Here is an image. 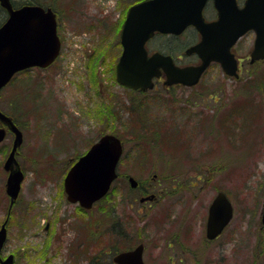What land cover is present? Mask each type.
I'll return each mask as SVG.
<instances>
[{"label": "rangeland", "instance_id": "rangeland-1", "mask_svg": "<svg viewBox=\"0 0 264 264\" xmlns=\"http://www.w3.org/2000/svg\"><path fill=\"white\" fill-rule=\"evenodd\" d=\"M13 1L20 7L32 0ZM37 1L57 15L62 52L52 67L18 74L0 93V110L23 132L17 160L25 177L9 214L4 164L15 135L0 122L8 131L0 143V227L9 215L2 260L88 264L98 255L99 263L114 264L117 253L143 243L145 264H264V62L244 60L238 80L213 64L193 90L126 91L115 82L120 32L128 7L141 0ZM6 18L0 7V26ZM197 40L187 31L148 47L189 65L197 60L184 51ZM254 40V33L240 40L238 57L249 56ZM105 134L124 142L120 179L94 210L82 212L67 201L64 178ZM170 173L182 183L167 182ZM129 177L140 184L138 197L151 201L133 198ZM219 192L234 218L208 244V209Z\"/></svg>", "mask_w": 264, "mask_h": 264}, {"label": "water", "instance_id": "water-1", "mask_svg": "<svg viewBox=\"0 0 264 264\" xmlns=\"http://www.w3.org/2000/svg\"><path fill=\"white\" fill-rule=\"evenodd\" d=\"M209 0H147L129 9L122 33V53L116 64V80L119 85L132 90L147 91L154 88L153 79L166 74L168 86L181 84L192 87L198 84L212 63H219L228 76L238 74V61L232 47L249 31L256 39L251 52V64L264 60V0H246L239 8L237 0H212L218 19L206 22L203 9ZM9 15L0 28V90L12 77L33 67L47 68L61 51L57 30V17L51 8L25 5L15 9L11 0H0ZM193 26L201 36L196 45L185 52L196 54L201 63L180 67L171 55L161 52L149 54L146 44L156 33L181 35ZM0 122L14 133L12 149L4 164L8 172L6 193L10 199L9 214L21 192L24 173L17 160L23 144V133L13 119L0 111ZM6 129L0 130V142L6 137ZM123 143L113 134L102 136L69 170L64 180L67 199L91 209L104 198L117 178V166L123 154ZM132 188L138 186L134 177L129 178ZM234 216V207L225 193L220 192L209 209L207 237L217 238ZM7 216L0 228V253L7 239ZM264 226V207L262 211ZM144 245L114 257L116 264H145ZM0 264H14V256Z\"/></svg>", "mask_w": 264, "mask_h": 264}, {"label": "flooded vegetation", "instance_id": "flooded-vegetation-1", "mask_svg": "<svg viewBox=\"0 0 264 264\" xmlns=\"http://www.w3.org/2000/svg\"><path fill=\"white\" fill-rule=\"evenodd\" d=\"M244 1L245 0H237V2H238V4H239V6L240 7H242L243 6V3H244ZM204 17H205V19L208 21V22H211V21H216L217 19H218V12H217V10H216V8H215V6H214V2L213 1H209L207 4H206V7H205V9H204ZM190 29H193V30H195V28L194 27H192V28H190ZM197 33V35H198V40H197V42L195 43V44H197L199 41H200V39H201V37H200V35H199V33L198 32H196ZM248 36V35H247ZM236 51H237V49L235 48V49H233V52H234V54H235V56H236V58L239 60V71L240 72H242V67H243V64H244V60H248L249 61V58H250V54H249V56L246 58V59H243V58H240V57H238V55L236 54ZM195 57V59L197 60L196 62L197 63H194V64H189V65H197V64H199L200 63V59L195 55L194 56ZM178 64L180 65L181 63L178 61ZM182 65V64H181ZM185 66H187V65H185ZM203 78H204V76H203ZM203 78H202V80H203ZM202 80H201V82H200V85H201V83H202ZM165 82H166V78L164 77H161L160 79H157L156 81H155V90L158 88V87H160L161 89H163V90H165V91H167V92H170V91H172L173 89H179V88H183V89H189V90H193L194 88H186V87H184V86H182V85H175V86H172V87H167L166 85H165ZM196 89V88H195ZM157 178V177H156ZM156 178H154V179H156ZM153 179V180H154ZM167 187V186H166ZM140 198V197H139ZM120 228V227H119ZM119 235H120V233H118ZM216 240H218V239H216ZM216 240H209L207 237H206V232H205V235H204V241L206 242V243H208V244H212V243H214ZM93 257H94V255H92ZM97 257H98V255H96L94 258H93V261H95V259H96V264H101L102 263V261L99 263V258L97 259ZM88 259H89V256H88ZM88 264H94V263H92V262H90V263H88Z\"/></svg>", "mask_w": 264, "mask_h": 264}, {"label": "trees", "instance_id": "trees-1", "mask_svg": "<svg viewBox=\"0 0 264 264\" xmlns=\"http://www.w3.org/2000/svg\"><path fill=\"white\" fill-rule=\"evenodd\" d=\"M29 4H38V5H43L41 2H39V1H37V0H32V1H29L28 2ZM13 4H14V6L15 7H17V5H19V3H16L15 1H13ZM251 77H252V79H255V77H256V74H254V73H252L251 74ZM257 78V77H256ZM174 174L175 173H170V174H166V175H164V179L167 181V182H176V183H182V180H181V178L180 177H174ZM186 176V175H185ZM159 178H163V177H159ZM189 180H190V183L191 184H193V180L191 179V178H193V177H187ZM199 182H200V180H199ZM185 183V182H184ZM185 184H187V183H185ZM184 185V184H183ZM193 187H194V185H192ZM92 221H89V223L88 222H85L84 224H83V227H85L86 226V224H89V227L88 228H83L86 232H87V234L88 233H91L92 232V230H93V226H92ZM89 258L91 259V257L89 256ZM91 262H93V258H92V260H91Z\"/></svg>", "mask_w": 264, "mask_h": 264}]
</instances>
